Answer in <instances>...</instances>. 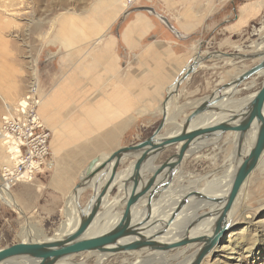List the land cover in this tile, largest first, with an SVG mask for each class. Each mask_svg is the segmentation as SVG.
I'll list each match as a JSON object with an SVG mask.
<instances>
[{"label":"crops","instance_id":"obj_1","mask_svg":"<svg viewBox=\"0 0 264 264\" xmlns=\"http://www.w3.org/2000/svg\"><path fill=\"white\" fill-rule=\"evenodd\" d=\"M131 2L104 0L82 18L75 19V15L58 18L51 34L57 45L55 61H39L40 72L36 80L40 104L37 113L50 132L46 163L49 166L31 183L18 184L13 192L18 193L22 209L31 211L22 192L30 186L37 187L39 209L48 212L43 224L47 235L61 236L56 234L58 228L48 232L50 223L58 211L65 217L66 203L73 197V189L92 158L98 155L105 158L153 132L161 120L164 98L173 92L172 85L198 53L199 57H204L213 51L235 52L253 32V25L259 26L255 31L264 28V0ZM139 7H150L153 11ZM161 25L164 29L159 27ZM256 62L221 58L199 62L166 102L165 126L159 136L177 133L195 105L211 94L229 96V90L218 92V89ZM240 66L245 67L240 70ZM262 78L258 76L251 83H243L229 98L211 106L215 112L195 120L188 129L210 125L215 116L220 118L214 122H220L230 113L242 111ZM232 138V133L226 132L220 138L205 139L203 143L198 141L185 153L167 190L152 202V219H166L180 197L191 190L200 191L209 173L193 178L189 172L190 164L202 156L197 152L204 148L206 156L202 157L215 159L212 152L220 146H228L231 155ZM180 144L170 145L146 160L141 187L151 176L152 169L170 158ZM226 159L212 174L218 172ZM134 160V156L121 158L112 182L119 186L100 205L95 222L99 227L111 226L119 217L123 209V205L118 206L123 195L119 189L129 176ZM102 173L81 190L78 202L82 207L92 194L94 181ZM163 174L157 176L154 185L165 183ZM107 176L108 173L99 180L98 189ZM223 187L213 186L206 192L218 194ZM144 205L145 199H142L132 206V223L143 218Z\"/></svg>","mask_w":264,"mask_h":264},{"label":"water","instance_id":"obj_2","mask_svg":"<svg viewBox=\"0 0 264 264\" xmlns=\"http://www.w3.org/2000/svg\"><path fill=\"white\" fill-rule=\"evenodd\" d=\"M139 9L153 11L150 7H139ZM160 19L164 20L161 17ZM211 58H221L229 61H257L222 85L218 92L220 90H229L231 93L236 92L242 87L243 83H251L252 79L258 76H262L263 81L259 88L252 92L246 105L239 113L232 112L229 116H225L224 121L220 122H214V120L220 118L215 116L213 123L210 125L188 129L195 120L202 119L205 117L204 115L215 112L211 107L213 104L223 101L231 95V93L229 96L215 95V92L195 105L183 120L181 129L177 133L169 137H160V132L165 126L166 120L165 104L169 101L171 94L194 71L199 62ZM171 90L173 92L170 91L164 98L161 120L148 137L137 143L122 146L105 158L101 155L95 156L87 163L80 182L73 189L77 215L74 226L66 232L58 230L56 234L61 236H47L35 242L20 240L17 243L0 248V264H14L19 260L27 264H79L73 261L72 258L83 253L93 254L105 259L120 253H136L139 256L145 254L144 252H166L191 245H198V247L193 252L194 256L188 264L200 263L203 256L228 230L230 226L229 216L233 213V207L241 193L240 190H242L241 188H243L249 176L258 168L264 156V48L247 53L213 51L204 57H199L198 53L186 65L181 75L172 85ZM239 118L240 121H238ZM235 121L236 123H234ZM226 132L232 133L234 147L230 157L235 168L228 192L223 196H212L207 192L191 190L180 197L166 219L163 221L152 219V202L156 200L161 192L167 190L185 153L198 141L214 137L220 138ZM251 140L252 143L249 146ZM174 144H180L177 151L170 158L153 168L151 176L141 187L142 169L146 160ZM123 156H134L135 158L131 164L129 176L122 181L119 189L123 192V195L118 206L123 205V209L113 225L98 231V226L94 225H96L95 222L99 216V208L105 197L119 186V183L112 184V182ZM100 172L103 173L94 181L92 194L86 205L82 207L78 202L81 190L91 184V180ZM161 172H164L165 183L160 186L158 184L154 185L157 176ZM107 173L108 176L104 184L98 189L99 180ZM142 199H145V214L141 220L132 223L131 208ZM203 201L204 203H202ZM198 202L202 204L199 208L206 207L207 210L195 215L191 214L192 217L190 218L191 215L188 211L191 206ZM186 218H188V222L183 226V220ZM206 220H212L209 230L198 235H189L191 228L198 226L200 222L205 223ZM147 222L149 223L145 229H139V226ZM170 228H172V234L181 232V236L172 241L157 239L167 234ZM143 230L148 231V233H142Z\"/></svg>","mask_w":264,"mask_h":264},{"label":"rangeland","instance_id":"obj_3","mask_svg":"<svg viewBox=\"0 0 264 264\" xmlns=\"http://www.w3.org/2000/svg\"><path fill=\"white\" fill-rule=\"evenodd\" d=\"M103 1L0 0V114L4 103H15L23 96L32 78L31 82H37L36 76L40 72L39 61H55L57 45L51 39V34L57 25V19L65 15H75V19L82 18L91 11L94 5ZM125 1L128 4L130 3L128 0ZM149 1L141 0L144 3ZM253 26V32L251 31L250 35H247L248 37L241 43L237 52L247 53L254 50L255 45L258 43L264 42V28L255 31L259 26ZM159 27L164 29L162 25ZM240 61L254 62L252 60ZM244 67L240 66L239 69L242 70ZM260 84L257 85L256 89L259 88ZM228 149V146H220L212 152L215 159L203 158L202 156H206L204 148L197 152L202 156L191 163L188 169L193 178L209 173L201 186L219 175L220 171L215 174L212 173L224 158H228L226 157L230 155ZM4 155V148L0 142V161L4 159ZM263 161L264 158H262L258 168L247 179L239 199L234 205L232 224L211 253L203 258L201 264H264ZM17 185L8 189V192L21 212L17 207L7 204L0 198V248L22 240L21 231L24 228L36 229L40 235L38 237L41 239L50 236L47 235V229H44L43 226L46 220L44 215L48 212H42L37 204L40 191H37V187L30 186L27 191L22 192V197L31 210L25 211L20 204L21 200H19L18 193L13 192ZM35 206L38 208H35ZM199 206L200 202L193 207L191 206L188 211L190 212L189 215L207 210L206 207L200 209ZM64 220V214L60 211L56 212L48 232H52V228L54 230L59 229ZM219 245L220 247L215 250ZM196 247L188 249L178 258H171L175 251L170 250L162 262H158L157 256L151 257L152 260L147 257L145 258L147 260L146 264H180L183 262V258L195 250ZM82 255L80 257L78 255L74 256L73 261L81 262V264H95L97 261L95 255ZM136 258L135 254L122 253L105 258L101 264H134L137 263L138 259Z\"/></svg>","mask_w":264,"mask_h":264},{"label":"built area","instance_id":"obj_4","mask_svg":"<svg viewBox=\"0 0 264 264\" xmlns=\"http://www.w3.org/2000/svg\"><path fill=\"white\" fill-rule=\"evenodd\" d=\"M31 81L18 101L4 103L0 114V142L5 152L0 161V187L6 190L31 182L47 165L50 132L37 113L40 96L37 82Z\"/></svg>","mask_w":264,"mask_h":264},{"label":"bare ground","instance_id":"obj_5","mask_svg":"<svg viewBox=\"0 0 264 264\" xmlns=\"http://www.w3.org/2000/svg\"><path fill=\"white\" fill-rule=\"evenodd\" d=\"M95 20L96 19H94V21ZM254 48H256V50H258V49L260 50V49L264 48V42L258 43L257 45H255ZM31 83H34V82H31ZM201 143H203V142L201 141ZM251 143H252V140L249 142V146L251 145ZM231 151H233V150H231ZM232 156H233V154H232ZM226 157H228V156H226ZM263 158H264V156H263ZM234 170H235V168L232 165L231 157L229 155V157L226 159V161H224L222 163L221 168L218 170V172L220 171L219 172V175L217 177H215V179L213 181L206 182L204 185H202V187L200 188V191L206 192L209 188H211L213 186H224L223 189L218 194L217 193H210V195H212V196H223V195H225L228 192V190H229V187H230V184H231V181H232V178H233ZM11 188H9V189H11ZM192 189H194V188H192ZM241 189H243V188H241ZM240 191H242V190H240ZM207 193H209V192H207ZM239 196H240V194H239ZM0 198L3 199L7 204L12 205V206H15V207H17L19 209V207L16 205V203L14 202V200L12 199V197L9 196L8 190H6V188H4V187H0ZM237 199H239V197ZM202 203H204V201ZM200 204H201V202H200ZM19 211L21 212L20 209H19ZM145 211H144L143 214H145ZM232 215H233V213H231V215L229 216L230 225L232 224ZM191 217H192V215L190 216V218ZM76 220H77V215H76V210H75V203H74V198L72 197V198H69L68 204L66 205L65 220L61 223V225H60V227H59L58 230L60 232H66L67 230H69V228H71V227L74 226ZM211 221L206 220L205 223L200 222L198 224V226L191 228V230L189 231V235L190 236H194V235H198L200 233H203L204 231L209 230V227L211 225ZM187 222H188V218H186L185 220H183V223H185V224L182 223V225L185 226ZM148 223L149 222H147L145 224H142L141 226H139V229H145V227H146V225H148ZM94 226H98V225H94ZM108 227H110V226L105 225V224L103 225V227H99L98 226V229H99L98 231L104 230V229H106ZM24 229L21 231L22 232L21 234H22V240L23 241H25V242H35V241H38L39 240V237L38 236H40V235H39L38 231H36V229L35 230H32V229H25L24 230ZM142 233H148V231H144L143 230ZM181 234H182L181 232H179L178 234L177 233L172 234V228H170V231L167 234H164L163 236H160L157 239H159L160 241H172V240L178 239L181 236ZM36 238H38V239H36ZM220 239L221 238H219V240ZM219 240L217 241V243L219 242ZM215 245L211 248V250L205 256H207V255H209V253H211V251L213 250V248L215 247ZM195 246L198 247V245H191V246H187V247H184V248H181V249L176 248L174 250L175 251V254L171 255V258H178L181 254L185 253L188 249H190L192 247H195ZM197 247L195 248V250L197 249ZM219 247H220V245L218 247H216L215 250H217ZM195 250H193L189 255L185 256L183 258V262L180 263V264H188L192 260V258L194 256L193 252H195ZM169 251H166V252H153V253L147 252L148 254L145 253V255L141 254L139 256L136 253H132V254H135L136 257H137L136 259H138L137 260V263H134V264H146L147 263V260H145V258L149 257V259L152 260L151 257H153V256H157L158 257L157 260H159L158 262H160V261L162 262V260H164L166 258V254H168ZM91 255H93V254H91ZM205 256H203V258ZM203 258L201 259V261L203 260ZM101 259L102 258L100 256H97V261H96L95 264H101V262L104 260V259H102V261H101ZM201 261H200L199 264H201ZM14 264H27V263H24V261H20L19 260V261L15 262ZM79 264H81V262ZM82 264H85V263H82Z\"/></svg>","mask_w":264,"mask_h":264}]
</instances>
